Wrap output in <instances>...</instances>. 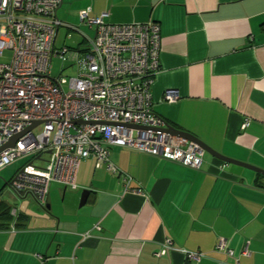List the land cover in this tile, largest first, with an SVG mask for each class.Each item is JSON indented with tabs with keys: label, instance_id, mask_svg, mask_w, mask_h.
<instances>
[{
	"label": "crops",
	"instance_id": "1",
	"mask_svg": "<svg viewBox=\"0 0 264 264\" xmlns=\"http://www.w3.org/2000/svg\"><path fill=\"white\" fill-rule=\"evenodd\" d=\"M62 5L78 20L89 9L111 22L158 21L153 110L264 169V0H61L57 15ZM109 157L116 171L90 154L77 185L51 181L43 205L14 191L12 176L0 189V264H264L262 173L207 151L197 168L118 144ZM221 236L230 250L216 247ZM166 241L177 248L156 255Z\"/></svg>",
	"mask_w": 264,
	"mask_h": 264
},
{
	"label": "built area",
	"instance_id": "2",
	"mask_svg": "<svg viewBox=\"0 0 264 264\" xmlns=\"http://www.w3.org/2000/svg\"><path fill=\"white\" fill-rule=\"evenodd\" d=\"M60 3L0 0V55L11 50L9 61L0 60V146L17 135L12 145L0 148V168L31 155L10 179L11 188L34 195L43 205L51 181L77 185L80 162L90 154L116 171L109 157L112 144L199 167L205 149L165 130L166 120L152 108L151 85L161 46L158 21L111 22L105 19L106 11L90 15L83 9L79 19L93 28V34H83L77 48L57 47L61 26L78 30L58 17ZM54 56H69L83 69L68 78L51 76ZM177 97L176 88L163 93L170 102ZM216 247L230 250L228 239L219 237ZM167 248L177 247L166 241L156 255ZM178 249L197 262L204 256L201 251ZM242 251L248 254L247 245Z\"/></svg>",
	"mask_w": 264,
	"mask_h": 264
},
{
	"label": "rangeland",
	"instance_id": "3",
	"mask_svg": "<svg viewBox=\"0 0 264 264\" xmlns=\"http://www.w3.org/2000/svg\"><path fill=\"white\" fill-rule=\"evenodd\" d=\"M58 15L61 19L66 20L68 22L74 23L77 25L78 30L68 29L65 26H61L58 29L57 37L55 39V45L57 47H61L63 45H67L70 48H77L78 45L83 40V34L91 36L93 34V28L89 27L88 24L81 22L75 15H71L69 11L64 9V5H62L58 10ZM69 34V36H68ZM11 57V50L5 49L2 55H0L1 61H9ZM84 54L80 55V58H83ZM78 62V61H77ZM75 61V59L70 58L69 56L63 59L59 56H54L51 59L50 64V75L51 76H63L68 78L71 75H75L78 70L81 71L83 69V65L79 64ZM64 87L67 86L66 83H63ZM40 126L38 125L35 128V131L39 130ZM31 155L25 154L21 157L16 158L9 164L0 168V189L3 191L2 194L6 193V189H10L7 181L14 175L16 170L25 162L30 160ZM30 197H33L30 193L27 194ZM26 197V195H25ZM34 200H36L34 198Z\"/></svg>",
	"mask_w": 264,
	"mask_h": 264
},
{
	"label": "water",
	"instance_id": "4",
	"mask_svg": "<svg viewBox=\"0 0 264 264\" xmlns=\"http://www.w3.org/2000/svg\"><path fill=\"white\" fill-rule=\"evenodd\" d=\"M38 121H34L33 124L27 126L24 130L30 129L35 123H37ZM165 130L169 131L170 133L176 134V135H180L183 137H186L196 143H198L202 148L205 149V151L209 152L210 154H212L213 156L225 161V162H233V163H237L240 165H244L247 166L249 168H252L260 173H262L264 175V169L261 167H258L256 165H252L248 162L239 160V159H235L233 157L227 156L221 152H219L218 150L214 149L213 147H211L210 145H208L204 140H202L200 137H198L197 135H195L194 133L184 130V129H180L178 127H175L174 125L166 122V126L164 127ZM17 135H13L10 137V139L8 141H6L2 146H0V148H2L3 146L6 145H12L16 139ZM38 156V155H37ZM87 192L88 189H83L81 192V198H80V204H82L87 196ZM23 194V193H20Z\"/></svg>",
	"mask_w": 264,
	"mask_h": 264
}]
</instances>
